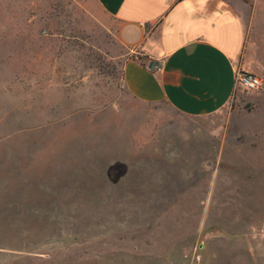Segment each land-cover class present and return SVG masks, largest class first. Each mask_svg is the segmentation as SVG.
<instances>
[{"label": "rangeland", "instance_id": "374dc122", "mask_svg": "<svg viewBox=\"0 0 264 264\" xmlns=\"http://www.w3.org/2000/svg\"><path fill=\"white\" fill-rule=\"evenodd\" d=\"M129 57L93 0H0V264H264V105L142 103Z\"/></svg>", "mask_w": 264, "mask_h": 264}, {"label": "crops", "instance_id": "0c3cea01", "mask_svg": "<svg viewBox=\"0 0 264 264\" xmlns=\"http://www.w3.org/2000/svg\"><path fill=\"white\" fill-rule=\"evenodd\" d=\"M93 2L129 51L123 81L137 101L164 102L190 118L226 113L245 97L264 105V90H236L238 69L264 79V0ZM243 134L237 142L263 145L262 129Z\"/></svg>", "mask_w": 264, "mask_h": 264}, {"label": "built area", "instance_id": "2783aa9c", "mask_svg": "<svg viewBox=\"0 0 264 264\" xmlns=\"http://www.w3.org/2000/svg\"><path fill=\"white\" fill-rule=\"evenodd\" d=\"M239 86L241 89L251 92L264 90V79L238 69L236 72V90Z\"/></svg>", "mask_w": 264, "mask_h": 264}]
</instances>
